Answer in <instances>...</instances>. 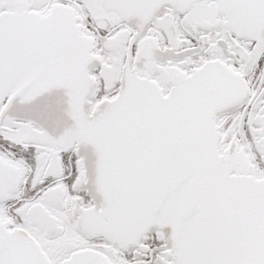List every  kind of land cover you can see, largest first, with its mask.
I'll list each match as a JSON object with an SVG mask.
<instances>
[{
  "label": "snow or ice",
  "instance_id": "1",
  "mask_svg": "<svg viewBox=\"0 0 264 264\" xmlns=\"http://www.w3.org/2000/svg\"><path fill=\"white\" fill-rule=\"evenodd\" d=\"M0 264H264V0H0Z\"/></svg>",
  "mask_w": 264,
  "mask_h": 264
}]
</instances>
